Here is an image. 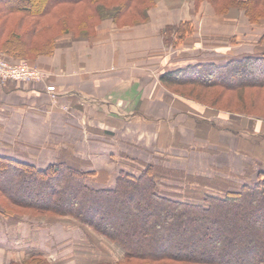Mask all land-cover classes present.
I'll return each mask as SVG.
<instances>
[{
  "label": "trees",
  "instance_id": "16d2710c",
  "mask_svg": "<svg viewBox=\"0 0 264 264\" xmlns=\"http://www.w3.org/2000/svg\"><path fill=\"white\" fill-rule=\"evenodd\" d=\"M206 1L218 14L241 11L251 24L264 21V0ZM154 2L0 0V57L28 62L50 54L59 35L92 33L106 9L117 26H132L146 19ZM192 28L191 21H181L167 27V33L186 41ZM257 44L259 53L168 69L159 80L168 89H219L208 102L171 92L204 106L213 116L264 122V33ZM226 98L231 105L236 100L231 108L218 103ZM195 120L198 134L199 124L209 121ZM225 130L236 134L233 128ZM95 176L64 159L38 168L0 155V220L56 219L67 228L80 227L92 248L97 242L90 238L96 236L116 253L109 260L100 255L87 264H264V171L257 172L252 184L242 183L221 194L205 191L195 200L162 189L153 163H145L136 173L120 169L109 187L92 185ZM27 249L20 262L6 264H57L38 249Z\"/></svg>",
  "mask_w": 264,
  "mask_h": 264
},
{
  "label": "rangeland",
  "instance_id": "374dc122",
  "mask_svg": "<svg viewBox=\"0 0 264 264\" xmlns=\"http://www.w3.org/2000/svg\"><path fill=\"white\" fill-rule=\"evenodd\" d=\"M158 1L155 0L153 6L147 9L146 19L137 24L144 23L148 19V11L154 8ZM166 1L171 7H177L180 0ZM181 1L188 2L190 7L193 6L191 11L196 16L197 27L193 26L192 33L186 41H179L175 35L167 33V27L178 25L181 21L167 24L163 28L164 42L171 54L166 59L170 64L161 67L162 72L206 61L225 62L230 57L260 52L257 42L264 33V21L259 25L251 24L241 11H231L226 15L218 14L206 0ZM201 3L206 5V8H203L206 15L197 13ZM111 12L107 9L103 10L102 18L109 14L112 17ZM166 90L175 97L171 101L165 97L166 101L163 100L160 107L156 105L152 107V110L160 108V112L151 111L145 114L148 117L147 121L141 124L132 123L128 129L131 140L121 136L115 156L111 155L109 140L105 138L101 148L105 152L100 159L95 153L76 155L69 152L61 153L60 156L58 153H46L44 146L42 148L27 146L24 147L25 149L22 147L23 150L20 151L18 146L13 144L11 150L17 153L2 155L31 163L38 168H44L57 159L67 160L85 170L96 172L95 178L90 181L96 187L113 185L120 169L136 173L145 163H153L157 168L158 176L162 178V189L180 198H190L192 195L191 200L199 199L201 193L205 191L221 194L224 189H233L242 183L252 184L257 172L264 171V135H260L261 132L264 133V124L257 122L254 117L246 121L242 117L231 115H219L211 119L209 118L211 112L205 110L207 108L190 104L188 99L179 98L177 93L171 92L175 90L183 95L198 97V100L208 102L214 93L219 92V89L207 91L198 87L182 89L173 87ZM228 99L218 103L224 102V105L231 108L236 100H233L231 105ZM168 103L171 106H165ZM196 112L204 123L209 121L207 125L199 124L198 134L197 131H190L191 126L194 128L198 125L193 115ZM201 113L204 114L201 116ZM210 122L216 125L217 130L211 129ZM234 122L239 126H235ZM143 124L149 127V134L153 135L148 141L139 138L142 133L145 134ZM187 124L190 125L185 128ZM256 127L259 128L258 133L254 131ZM231 128L236 130V134L225 130ZM156 134L157 144H154L153 137ZM133 137L137 139L135 140L137 143L132 140ZM111 151H114L113 147ZM94 237L96 236L90 240L97 242L96 249L92 248L84 238V232L80 227L67 228L63 222L56 219L39 217H22L19 221L1 219L0 244L7 249L0 252V258L13 260L20 254L24 256L28 247L38 249L49 261L57 264H87L97 260L100 255L103 256L102 259L108 260L116 256L114 249L101 243V238Z\"/></svg>",
  "mask_w": 264,
  "mask_h": 264
},
{
  "label": "crops",
  "instance_id": "0c3cea01",
  "mask_svg": "<svg viewBox=\"0 0 264 264\" xmlns=\"http://www.w3.org/2000/svg\"><path fill=\"white\" fill-rule=\"evenodd\" d=\"M178 3L171 7L166 0H159L144 23L118 28L109 14L88 35H59L50 54L25 61L43 71L44 80L0 81V155L16 154L11 150L13 144L20 151L22 147L44 146L46 153H95L100 159L105 138L115 156L120 137L131 140L128 129L132 123L147 121L145 114L160 112L152 107H160L165 97L168 101L175 97L159 80L161 67L170 64L166 59L171 54L162 30L179 21H191L197 27L193 6L181 0ZM205 6L201 3L198 15L204 14ZM6 58L20 62L15 57ZM47 86H54V91H47ZM193 115L198 118L197 112ZM214 117L218 116L209 115ZM143 126L145 134L139 138L148 141L153 135ZM254 131L258 133L259 128ZM156 138L157 134L154 144ZM6 249L0 244V252ZM23 258L22 254L13 260L0 258V264Z\"/></svg>",
  "mask_w": 264,
  "mask_h": 264
},
{
  "label": "built area",
  "instance_id": "2783aa9c",
  "mask_svg": "<svg viewBox=\"0 0 264 264\" xmlns=\"http://www.w3.org/2000/svg\"><path fill=\"white\" fill-rule=\"evenodd\" d=\"M45 73L30 67L27 62H13L0 57V81L39 82L44 80ZM46 90L54 91V86H47Z\"/></svg>",
  "mask_w": 264,
  "mask_h": 264
}]
</instances>
